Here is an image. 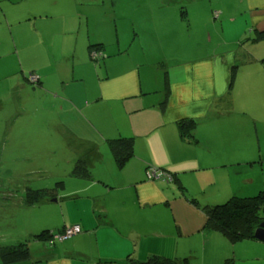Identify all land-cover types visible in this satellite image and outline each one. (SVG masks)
Listing matches in <instances>:
<instances>
[{
  "label": "crops",
  "instance_id": "crops-1",
  "mask_svg": "<svg viewBox=\"0 0 264 264\" xmlns=\"http://www.w3.org/2000/svg\"><path fill=\"white\" fill-rule=\"evenodd\" d=\"M141 1L147 4V0ZM208 2L201 1L197 7L199 0H154L153 5L133 7L130 0V7L121 10L117 6L123 0H0V63L8 56L14 67L2 66V75H15L16 85L32 90L36 88L27 75L38 76L39 88H44L56 111L45 125L54 127L55 135L74 149L76 160H87L92 174V179L70 176L73 184H64L70 190L67 196L26 206L23 193L14 201L10 207L30 219L22 225L17 240L5 237L0 245L17 244L44 229L80 227L79 233L58 245L57 240L32 241L41 242L32 248L30 242L31 259L17 264H129V257L144 262L153 255L184 256L190 264L196 256L189 255L198 249L204 254L215 249V239L226 247L225 260L233 257V264H264V242H231L220 232L205 229L203 212L185 196L197 198L196 189L227 171L224 155L220 159L208 155L217 148L213 141L230 130L226 128L229 122L240 121L231 117L235 108L243 106L233 96L239 67L251 62L250 90L264 71L263 56L248 53L236 58V53L210 47L205 52L197 44L190 49L181 39L191 41L182 34L190 36L198 19L199 24L216 25V13L224 15L233 8L227 2L218 6L213 0ZM246 5L254 32L263 31L264 0H246ZM83 6L91 10L92 6L104 7V17L101 13L95 19ZM138 15L145 17L143 22ZM118 20L132 24L119 25ZM91 44L102 45L106 55L102 67L90 58ZM235 64L237 72L230 87ZM247 105L262 109L260 104ZM183 119L197 121L196 140L181 139L178 122ZM36 131L39 135L45 132ZM122 136L133 138L134 155L119 168L107 139ZM149 167L165 169L177 178L179 174L193 176L189 182L179 177V185H166L162 179L146 178ZM262 189L264 184L259 191ZM253 191L256 188L249 192ZM8 195L4 198L7 204L12 196ZM64 197L85 200L81 215L72 220L74 224L52 228L50 204ZM204 204L210 205L209 200ZM38 209L47 213L39 229L36 221H30Z\"/></svg>",
  "mask_w": 264,
  "mask_h": 264
},
{
  "label": "rangeland",
  "instance_id": "rangeland-1",
  "mask_svg": "<svg viewBox=\"0 0 264 264\" xmlns=\"http://www.w3.org/2000/svg\"><path fill=\"white\" fill-rule=\"evenodd\" d=\"M129 1L123 0V3L117 7L126 10L130 7ZM152 1L154 2V0H147V4H145L141 0H131V6L153 5ZM201 1L205 5L209 3V0H199V3L196 4L197 7L201 5ZM213 2L217 6L227 2L229 6L233 5V8H229V11L224 15L216 13L214 16L216 25L205 26V24H199L198 19L199 23L194 24L189 31L190 36L185 32L182 34L191 37V41L187 37H181V39L189 43L187 46L190 49L194 44H197L199 49L205 48V52L210 47L211 50L217 52L236 53V58L239 56L246 57L248 53L260 56V58L263 56L261 59L263 66L264 42L252 41L257 36L248 16L246 0H213ZM192 6L195 11V5ZM92 7L94 8L91 10L88 9L91 7L83 6L86 11L93 13L95 19L99 18L100 14L105 11L104 7H100V9L99 6ZM101 16L104 17V13ZM136 18L140 22L145 19L141 15L136 16ZM132 22L130 20H118L119 25L124 23L127 26L131 25ZM184 29L186 31V28ZM112 48L113 46H110V49ZM103 58L98 61L97 65L103 66ZM12 61L8 56L5 57L0 63V69L2 66L14 69ZM250 63L239 67L237 86L233 92L236 104L243 106L241 109L235 108L236 111L231 117L239 118L240 121L237 124L229 122L230 126L227 125L226 128H230V130H225L224 138L221 136V138L218 137L213 141L217 148L208 155L213 159L218 156L220 159L224 155L222 159L227 162L225 166L227 171L225 174H221L222 177H217L215 182L205 184V187L195 190L198 193L196 197L201 199L202 205L198 203L197 198L185 194L188 198L195 199L199 207L205 206V199L209 200L210 205L219 201L224 202L234 195L233 191L235 190H237L235 193L237 197L254 196L259 192L260 186L264 184V71L258 75V84L255 89L251 88L250 90L247 87L248 80L251 79L248 72ZM256 69L258 68L256 67ZM14 76L4 77L0 71V239H5V237L14 239L16 237L17 240L22 225L30 218L25 216V212L14 210L10 206L13 205L14 201L17 202V198L28 188H53L52 192H47L43 199L53 200L67 196L70 190L55 189V183L64 181L65 185L68 184L69 187L73 184L70 182L72 180L69 171L73 168L77 157L74 149L55 135L54 127L45 125L47 120L52 119L56 111L48 101L50 97L44 88H39L42 86L41 83L39 84V79L37 82H31L27 77L31 86L36 88V90H32L16 85L18 79ZM252 103L260 104L262 109L252 110L247 105ZM256 123L257 128L254 126ZM37 129H42L45 132L39 135ZM192 176L190 173L179 174V177L186 182H189ZM162 180L166 185L170 183L176 185L174 177L170 174L167 180ZM255 188L256 191L249 192ZM9 193L12 196L10 197L11 201L7 204L4 198H9ZM84 202L83 198L72 201L68 197H64L56 204H50L54 207L49 212L52 218L49 220L51 227L57 228L64 224L68 226L74 224L72 220H76L81 215ZM45 218H47V213L38 209L37 213L32 214L30 221L32 223L36 221L38 223L36 228L39 229L45 224ZM15 222H17L16 226H14ZM30 242L33 245L32 248L41 243ZM59 243L60 241L57 240L56 244ZM213 245L215 249H209L206 254L201 249L191 253L189 256H196L197 262L193 261L190 264H226L223 255L226 247L222 246L218 239L214 240ZM198 246L201 248V238H199ZM184 258V256L181 257V259ZM229 259H231L232 264L235 263L233 257Z\"/></svg>",
  "mask_w": 264,
  "mask_h": 264
},
{
  "label": "trees",
  "instance_id": "trees-1",
  "mask_svg": "<svg viewBox=\"0 0 264 264\" xmlns=\"http://www.w3.org/2000/svg\"><path fill=\"white\" fill-rule=\"evenodd\" d=\"M256 33V38L252 41H263L264 40V30ZM101 44H91L89 45L90 58L94 63H98L105 55L102 53ZM96 53V57L92 58V53ZM237 65H233L230 74V87L233 85V80L236 76ZM29 73L27 77H30ZM165 97L168 93V89L165 86L164 89ZM165 102H163L164 105ZM197 121L193 119H183L178 122V130L180 137L183 141L185 140H196L194 138V129L196 128ZM107 143L115 161L119 168H122L126 162L134 155V142L132 137H118L107 139ZM150 168V167H149ZM148 168V169H149ZM154 168V167H152ZM147 169V170H148ZM158 178L166 179L169 174L174 177L175 183L179 185V179L176 174L170 173L165 169H157ZM146 170V171H147ZM70 176L77 178L92 179V174L87 160L84 157L78 158L73 165L70 172ZM154 180V179H153ZM64 181H58L55 183V189H64ZM181 187V186H179ZM183 188V187H181ZM53 188H28L25 190L22 197V202L26 206H33L39 204L43 200L47 192H52ZM183 191V190H182ZM46 197V196H45ZM191 199V198H190ZM191 201L200 208L205 216L204 228H211L220 232L223 236L228 238L231 242H238L242 240H255L253 233L259 224L264 220V189L260 190L256 195L251 197H237L233 195L231 198L224 202L216 203L214 205H205L199 207L195 199ZM65 230L52 231L49 229H44L31 235L28 239L17 244L10 245H0V262L2 264H17L21 262H26L31 259V252L29 249L30 241H42L50 242L54 240L57 235L63 234ZM129 264H188L187 258H166L162 256L153 255L149 257L146 261L140 262L129 257L127 259ZM126 264V263H125ZM226 264H232L231 259L226 260Z\"/></svg>",
  "mask_w": 264,
  "mask_h": 264
},
{
  "label": "built area",
  "instance_id": "built-area-1",
  "mask_svg": "<svg viewBox=\"0 0 264 264\" xmlns=\"http://www.w3.org/2000/svg\"><path fill=\"white\" fill-rule=\"evenodd\" d=\"M97 55L95 52L92 53V58H95ZM38 76L36 74H31L30 77H29V80L31 82H37L38 81ZM146 177L148 180H153V179H156L158 178V172L156 169L150 167L147 172H146ZM80 232V227L79 226H73L72 228H69V229H65V231L63 232V234L61 235H57L54 237V240H58V241H61L65 238H68L70 237L71 235L73 234H76V233H79Z\"/></svg>",
  "mask_w": 264,
  "mask_h": 264
},
{
  "label": "water",
  "instance_id": "water-1",
  "mask_svg": "<svg viewBox=\"0 0 264 264\" xmlns=\"http://www.w3.org/2000/svg\"><path fill=\"white\" fill-rule=\"evenodd\" d=\"M255 240L259 242H264V220L259 224L253 233Z\"/></svg>",
  "mask_w": 264,
  "mask_h": 264
}]
</instances>
